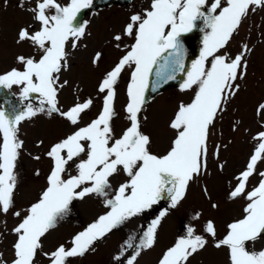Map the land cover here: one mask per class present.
<instances>
[{
  "label": "snow or ice",
  "instance_id": "snow-or-ice-1",
  "mask_svg": "<svg viewBox=\"0 0 264 264\" xmlns=\"http://www.w3.org/2000/svg\"><path fill=\"white\" fill-rule=\"evenodd\" d=\"M92 5L93 0H67L65 4L58 0H19L17 5L30 14L33 24L21 27L14 42L17 46L27 44L35 54L16 55L19 67L0 73V87L16 86L21 89L22 99L35 93L40 100L39 107L28 105L11 116L0 110V216L19 218L11 229L15 236L13 258L9 262L0 253V264H38L41 255L47 264H71L72 259L95 251L97 242L162 199H168L171 209L181 205L189 188L208 174L211 136L240 91L238 81L247 76L253 49L238 44L233 54L228 47L245 21L257 10H264V0H150L147 8L131 14L122 31L107 42L121 54L96 85L101 100L98 114L84 123V116L95 106L94 100L74 97L69 106L62 108L59 94L72 87L62 76L71 72L70 57L87 35L86 24L76 23L78 15ZM198 20L207 31L199 58L186 69L180 37L191 32ZM125 37L133 41L128 46H122ZM103 58V51L95 52L92 66L98 67ZM154 69L157 79L151 84L153 92L174 80L177 73H186L180 91L193 94L190 102L177 105L168 120L172 136L159 155L151 150L152 137L141 130V114ZM125 73L129 76L123 107L127 126L117 136L113 121L118 116V87ZM256 113L264 117V102L258 104ZM40 114L60 118L71 131L46 147L43 139L36 143L37 148L44 147L42 155L50 161L46 186L29 206L15 210L19 185L16 169L24 149L19 126ZM253 140L254 150L226 196L229 201H247L243 217L228 223L219 240L211 220L202 226L206 235L197 234L193 226L187 227L184 237L162 251L157 264H190V259L207 247L209 238L215 248L227 249L229 264H264V250L248 248L264 239V171H259V165L264 164V131ZM220 147L214 145L211 151L217 162ZM32 159L38 161L41 156ZM223 167L218 163L221 171ZM257 173L258 183L248 190L250 178ZM121 175L127 180L110 195L111 181ZM202 192L208 195L206 188ZM88 197L100 198L106 211L54 249L43 251L44 239L70 215L74 202ZM211 207L218 205L213 203ZM167 215V209L161 211L142 234L130 235L120 255L114 257L117 264H136L143 252L153 249ZM199 219L198 213L193 216V220ZM127 250L132 253L125 256Z\"/></svg>",
  "mask_w": 264,
  "mask_h": 264
},
{
  "label": "rangeland",
  "instance_id": "rangeland-1",
  "mask_svg": "<svg viewBox=\"0 0 264 264\" xmlns=\"http://www.w3.org/2000/svg\"><path fill=\"white\" fill-rule=\"evenodd\" d=\"M128 14L129 9L112 7L102 11L99 18L93 20L92 29L97 31L96 35L88 40L91 42L90 45L83 46L85 49L76 50L72 54L70 57L71 72L63 75L64 79L71 82L72 87L61 91L60 102L62 105L67 106L73 102L72 91L77 83L89 91L100 76L99 71L103 72L105 68L112 65L114 61L112 62L108 54L114 57L118 53L107 42L113 34L121 32L122 25L128 19ZM14 41L15 30H11L7 24L6 28L0 31V73L12 68V66L19 67L15 63L16 55L29 56L35 54L34 50L27 44L17 46ZM238 44H247L253 49L248 57L247 76L244 80L238 81L241 90L229 103L223 118L217 122L209 144L210 153L214 145L221 146L219 153L224 162L223 171L216 170V162L210 160L208 174L198 184H193L189 188V195L186 196L181 205L174 209L173 213L169 211L168 215L164 217L158 230L155 250L143 252L138 257L136 264H155L162 251L177 240V234H183V232L179 233L180 227L184 230L185 226H194L197 234L204 235L201 231L202 226L212 219L211 221L216 222L217 227H215L219 236V234L225 235V227L228 223L243 217V208L247 201L242 198L229 201L226 196L232 185H235L234 173L248 162L254 150L256 142L253 140V136L259 131H264V117L256 113L258 104L264 102V10H257L245 21L239 35L229 45V52L235 54L238 50ZM95 49L108 53L104 55L98 67H93L91 64V57ZM12 92H15V96L18 97L20 88L16 87ZM86 94L88 93L85 92ZM192 95L191 91L182 92L180 88H168L145 105L141 114V126L142 131L152 137L151 150L153 153L161 154L167 148L172 136L167 128V122L177 105L181 102H190ZM116 111L120 113L116 119L118 121L119 116L123 115L119 105L116 106ZM234 127L236 128L235 131H233ZM69 131L70 128H67L60 118H50L44 114L20 124L19 138L24 141V149L16 169L19 185L15 194V210L29 206L36 200L42 188L46 186L45 174L50 167V161L42 155L44 147ZM41 139L44 140V147L37 148L36 143ZM223 145H227V147L225 148ZM35 155H40L41 159L38 161L32 159V156ZM259 167L263 168L259 171H264V164H260ZM37 171H39V175L35 174ZM256 175L257 184L260 177L258 173ZM121 180L122 178H114L112 189L115 188L116 183L124 182ZM204 188L207 189L208 195L203 194ZM213 203H216L218 207L212 208ZM102 211L100 198L88 197L83 201H77L76 205H73L70 215L60 221L57 228L44 239L43 251L54 249L58 244L83 230L97 216L103 214ZM197 213L200 215L198 221L193 220V216ZM18 220L19 218L11 214L6 217L0 216V253L9 262L13 258L12 244L15 241L11 229L16 226ZM138 220L142 221L140 217H136L113 230L103 241L97 242L95 251L89 252L83 258L72 259L71 264H117L114 257L120 255L128 237L130 235L138 237L143 230L144 223L141 224ZM229 220L230 222H227ZM225 222L227 223L225 224ZM251 245L250 251L264 250V239ZM213 247V241L209 238L207 247L194 255L190 259V264H229L227 249ZM151 251H158L159 253L151 254ZM131 253L132 250H127L124 255L128 256ZM38 264H47L42 255L38 257Z\"/></svg>",
  "mask_w": 264,
  "mask_h": 264
},
{
  "label": "flooded vegetation",
  "instance_id": "flooded-vegetation-1",
  "mask_svg": "<svg viewBox=\"0 0 264 264\" xmlns=\"http://www.w3.org/2000/svg\"><path fill=\"white\" fill-rule=\"evenodd\" d=\"M58 2L61 4H65V0H58ZM93 2H94V0H93ZM18 3H19V0H0V29L4 30L6 28V25L9 24V28H11V30H15V37H16V33H17L18 29H20L21 27H25V26H28L30 24H33V21L31 19L30 14L27 13L26 11L21 10L19 7H17ZM138 4H139L138 0L135 2H134V0H131V2L128 5L117 6V8L129 9V11H138L140 9ZM104 8L105 7H102L99 10L91 9L93 12H95V17H94V14L91 10L84 9L81 11V13H79L76 23L77 24H83L84 20L88 23V25L86 26L87 35L84 38L83 42H87L90 45L91 42L88 40H90L97 33L96 30L92 29V22H93V20L99 18L102 11L104 10ZM110 8H112V7H110ZM107 9H109V8H107ZM122 29H123V25H122L121 31H122ZM98 30H100V29L98 28ZM129 41H130V38L125 37L122 46H128ZM81 49H85V48H80V50ZM113 49L116 50L114 47H113ZM97 51H99V50L95 49V51H93V52H97ZM106 53L107 52L105 51L104 55ZM117 53L118 54L114 57L108 53L107 54H108L109 58H111L115 61L117 59V57L121 54L118 50H117ZM100 77H99V79H100ZM99 79H96L95 84L92 85V87L90 86L91 89L89 91H86L85 90L86 87L77 83V85L75 86V88H76L75 97H80L81 99H84L82 94L86 92L90 95L91 98L96 99V96H95L96 85H97ZM128 79H129L128 74L127 73L123 74L122 79H121V83L118 87V101H120V104L123 102V98H124L123 94L126 93V83H127ZM99 101L101 102L100 99H99ZM94 102H95V104L97 103L96 101H94ZM170 211H171V213H173L174 209L170 208ZM159 213H160V210L158 209L157 214H159ZM153 214L154 213H152V215ZM184 221H182V222H184ZM186 230H187V226H185L184 230H182V228L180 227L181 232H186Z\"/></svg>",
  "mask_w": 264,
  "mask_h": 264
},
{
  "label": "water",
  "instance_id": "water-1",
  "mask_svg": "<svg viewBox=\"0 0 264 264\" xmlns=\"http://www.w3.org/2000/svg\"><path fill=\"white\" fill-rule=\"evenodd\" d=\"M200 25L199 23H196V26L193 28L191 32H188L189 34L187 35H182L180 39H182L183 43L186 45H189V48L186 49V53H189V57L191 56L193 60H195L198 57V49L195 44L197 38L196 34L199 29ZM182 43V42H181ZM182 43V45H183ZM151 93L147 94V98H149ZM0 100H2V104L4 106V111L11 116L12 110L11 107L9 106L11 104L10 99L8 98V94L5 90L0 89Z\"/></svg>",
  "mask_w": 264,
  "mask_h": 264
},
{
  "label": "bare ground",
  "instance_id": "bare-ground-1",
  "mask_svg": "<svg viewBox=\"0 0 264 264\" xmlns=\"http://www.w3.org/2000/svg\"><path fill=\"white\" fill-rule=\"evenodd\" d=\"M155 253H156V251L151 252V254H155Z\"/></svg>",
  "mask_w": 264,
  "mask_h": 264
}]
</instances>
